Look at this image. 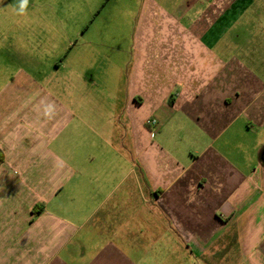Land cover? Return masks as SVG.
I'll return each mask as SVG.
<instances>
[{"label": "crops", "instance_id": "0c3cea01", "mask_svg": "<svg viewBox=\"0 0 264 264\" xmlns=\"http://www.w3.org/2000/svg\"><path fill=\"white\" fill-rule=\"evenodd\" d=\"M141 12L111 146L47 77L0 75V264H264V0Z\"/></svg>", "mask_w": 264, "mask_h": 264}, {"label": "rangeland", "instance_id": "374dc122", "mask_svg": "<svg viewBox=\"0 0 264 264\" xmlns=\"http://www.w3.org/2000/svg\"><path fill=\"white\" fill-rule=\"evenodd\" d=\"M3 1L0 75L47 77L42 85L61 91L70 107L84 111V120L98 122L111 146L112 134L122 133L118 117L127 90L126 68L134 59L135 35L143 22V0H35L30 18L29 3L21 13L20 0ZM30 19L33 32L27 31ZM31 42L35 49L27 47ZM5 83L0 78V87Z\"/></svg>", "mask_w": 264, "mask_h": 264}, {"label": "clouds", "instance_id": "9594fccd", "mask_svg": "<svg viewBox=\"0 0 264 264\" xmlns=\"http://www.w3.org/2000/svg\"><path fill=\"white\" fill-rule=\"evenodd\" d=\"M28 0H20L19 9L21 13L26 9Z\"/></svg>", "mask_w": 264, "mask_h": 264}, {"label": "built area", "instance_id": "2783aa9c", "mask_svg": "<svg viewBox=\"0 0 264 264\" xmlns=\"http://www.w3.org/2000/svg\"><path fill=\"white\" fill-rule=\"evenodd\" d=\"M155 120H151V121H149V125H155Z\"/></svg>", "mask_w": 264, "mask_h": 264}]
</instances>
